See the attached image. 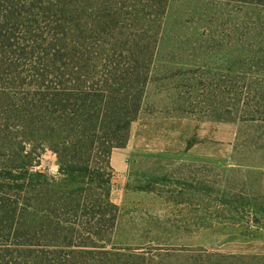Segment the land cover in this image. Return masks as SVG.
I'll use <instances>...</instances> for the list:
<instances>
[{
  "label": "rangeland",
  "instance_id": "374dc122",
  "mask_svg": "<svg viewBox=\"0 0 264 264\" xmlns=\"http://www.w3.org/2000/svg\"><path fill=\"white\" fill-rule=\"evenodd\" d=\"M263 177L264 0H0V264H264Z\"/></svg>",
  "mask_w": 264,
  "mask_h": 264
},
{
  "label": "trees",
  "instance_id": "16d2710c",
  "mask_svg": "<svg viewBox=\"0 0 264 264\" xmlns=\"http://www.w3.org/2000/svg\"><path fill=\"white\" fill-rule=\"evenodd\" d=\"M141 89L143 90V88ZM140 95L142 96V92ZM106 99H107L108 106L106 107L105 111H103L100 114L103 116L104 120L107 121L105 123H108V126L112 132L111 136L113 139H111L110 143H108V145L105 146L104 149L102 150L103 154L108 155V153L113 148H121V147H124L128 143L132 125L138 119V116H139L141 103H137V106L135 105L132 108L130 107L132 100L128 94H118L112 91H108ZM120 104L123 106L119 107ZM76 117H77L76 114L73 116V118L69 117V119L71 118V121H68L67 117H64L65 118L64 122L66 120L65 123L67 124V127L64 125L63 132H67L70 129H75L73 124L76 121ZM95 117L97 116L95 115ZM77 128L82 129V127H79V126ZM78 131L80 132V129ZM62 142L63 143L60 145V149H58L56 153L58 155V159H60L59 161H60L61 166L66 168L67 175L72 176L73 174H76V175L78 174L79 177L81 176L86 177V175L88 174L87 177L90 179L91 186L110 187V184H111L110 175L104 173L105 176L107 177V179L105 178L104 180L102 176L104 174L102 173L101 168H97L95 166L94 167L91 166L90 169L88 167H85V168L80 167L79 162L75 160V156H73L71 161L67 159L66 156L69 153H72V154L76 153L77 142L70 141L73 144H75V149L73 148L74 146L72 147L73 149H71V146H67L65 144L66 142H68V140L65 141V139H63ZM109 160H110V157H109ZM108 164L110 165V162ZM152 180L153 179H151L150 177V181ZM181 186L182 187H206L200 182L192 183V184L182 183ZM109 195H110V191L108 190L107 191L108 198H109ZM242 201H244L243 203H245V205H243L242 208L249 209L247 210L249 213L254 212L256 210L259 211L260 207L258 208L256 205H254V203H252L250 199H247V200L243 199ZM247 215L245 214V217L248 221L249 219Z\"/></svg>",
  "mask_w": 264,
  "mask_h": 264
},
{
  "label": "crops",
  "instance_id": "0c3cea01",
  "mask_svg": "<svg viewBox=\"0 0 264 264\" xmlns=\"http://www.w3.org/2000/svg\"><path fill=\"white\" fill-rule=\"evenodd\" d=\"M192 160L193 161H203L204 158H202V157H195ZM263 194H264V177H263ZM263 214H264V205H263ZM263 246H264V243H263Z\"/></svg>",
  "mask_w": 264,
  "mask_h": 264
}]
</instances>
